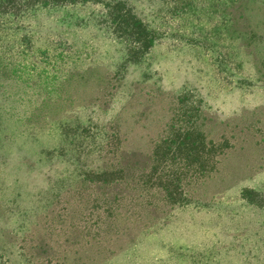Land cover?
<instances>
[{
	"label": "rangeland",
	"instance_id": "rangeland-1",
	"mask_svg": "<svg viewBox=\"0 0 264 264\" xmlns=\"http://www.w3.org/2000/svg\"><path fill=\"white\" fill-rule=\"evenodd\" d=\"M0 256L264 264V0L0 13Z\"/></svg>",
	"mask_w": 264,
	"mask_h": 264
},
{
	"label": "trees",
	"instance_id": "trees-1",
	"mask_svg": "<svg viewBox=\"0 0 264 264\" xmlns=\"http://www.w3.org/2000/svg\"><path fill=\"white\" fill-rule=\"evenodd\" d=\"M104 0H0V13L1 14H9L12 16H18V15H22L24 13H30L31 16L33 15H37L39 12L45 11L46 9H48V11L51 10H58V9H64L65 7H70V6H77V5H81V4H100L102 3ZM115 7H119V8H123L125 7V3H116ZM123 9H119V14H122ZM40 10V11H39ZM114 16H118V14H114ZM115 24V25H114ZM112 26L116 27L118 33L120 36H125L127 37V35L132 34L134 37V33H135V29H134V25L129 24V22L124 21L122 23H115L112 22ZM114 27V29H115ZM24 41H26V43H29V45H26L29 47H31V41L29 39H25ZM140 45V48H142V45H144L143 43L138 42ZM150 40H147V45L146 47L149 48L150 47ZM33 44V43H32ZM39 48V47H38ZM47 49L49 50V47L44 48L41 52H45L47 51ZM24 83V82H22ZM22 88H24V86H22ZM4 93L8 92V89L3 91ZM2 259V256H0V260ZM0 264H4L1 263Z\"/></svg>",
	"mask_w": 264,
	"mask_h": 264
}]
</instances>
